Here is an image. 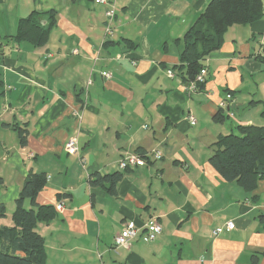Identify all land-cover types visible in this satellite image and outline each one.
<instances>
[{
    "label": "crops",
    "instance_id": "obj_1",
    "mask_svg": "<svg viewBox=\"0 0 264 264\" xmlns=\"http://www.w3.org/2000/svg\"><path fill=\"white\" fill-rule=\"evenodd\" d=\"M210 1L0 0V224H13L29 173H44L36 202L56 209L36 228L44 264H264V179L249 191L210 162L220 135L264 127V0L260 19L227 28L193 92L177 66L186 31ZM34 10L55 12L47 43L9 39ZM222 101L229 108L218 119ZM17 124L28 130L24 145ZM71 137L75 154L65 149ZM136 152L148 163L120 169ZM115 172V192L90 183ZM151 218L163 226L154 241L143 229L116 245L126 222ZM228 220L235 227L215 236Z\"/></svg>",
    "mask_w": 264,
    "mask_h": 264
},
{
    "label": "trees",
    "instance_id": "obj_2",
    "mask_svg": "<svg viewBox=\"0 0 264 264\" xmlns=\"http://www.w3.org/2000/svg\"><path fill=\"white\" fill-rule=\"evenodd\" d=\"M44 14H47V18ZM262 16V0H211L183 37L181 64L177 67L184 70L182 72L185 73L186 81L190 83L196 79L205 67L207 56L221 47L224 32L230 25L251 23ZM54 19V11L44 13L34 10L19 20L16 33L8 38L42 47L48 41ZM205 83H199L200 89ZM224 110L220 108L218 119L225 117ZM14 127L18 131L20 143L26 144L28 130L18 124ZM212 149L210 162L226 181H235L252 191L264 179L263 126L238 125L236 131L220 135ZM121 177L120 172L97 173L90 176V183L92 186H106L109 183L107 189L115 192ZM46 184L44 173L30 172L26 177L15 202L13 224H0V264H44L45 240L36 228L39 222L48 223L56 216L54 205L36 202L38 193ZM26 200H30L31 207L25 205ZM1 215H4L3 211ZM261 221L264 225V214L261 215Z\"/></svg>",
    "mask_w": 264,
    "mask_h": 264
},
{
    "label": "built area",
    "instance_id": "obj_3",
    "mask_svg": "<svg viewBox=\"0 0 264 264\" xmlns=\"http://www.w3.org/2000/svg\"><path fill=\"white\" fill-rule=\"evenodd\" d=\"M97 2L101 4H105L108 3V0H97ZM115 12L116 10L114 9V7L106 11V16L110 21L113 20V18L115 17ZM106 33L107 34L113 33V28L111 27L110 22L106 26ZM104 75L107 78L111 76L110 73H106V72L104 73ZM169 75L173 76V73L169 72ZM206 75H207V70L206 68H203L201 72L197 75L196 79L189 83L188 89L193 92L200 90L199 83H203L206 81ZM220 106L222 109L225 110L229 108V105L225 101H222L220 103ZM187 118L192 124L196 123V117L192 113H189ZM65 149L68 153H74V154L77 153L79 150L77 138L71 137L67 141L65 145ZM150 155L154 158V160H160L163 157L162 152L160 150H153ZM148 156L149 154L147 153L141 154L136 152V153L128 154L119 161V167L120 169L123 170L130 167L145 165L148 163ZM56 208L57 210H63L64 203L59 202L56 205ZM234 227H235L234 220H228L221 228L214 229L213 234L216 236L219 235L222 231L231 230ZM143 229L145 230L147 239L150 241H154L162 233L163 226L161 222L158 220V218H151L143 226H137L134 222H126L124 224V228L122 229L121 233L118 234L115 238L116 245L127 246L133 239H135L140 234V232L143 231Z\"/></svg>",
    "mask_w": 264,
    "mask_h": 264
}]
</instances>
